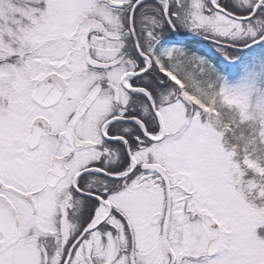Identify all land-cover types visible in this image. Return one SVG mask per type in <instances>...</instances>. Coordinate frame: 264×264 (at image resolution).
<instances>
[{
  "label": "snow or ice",
  "instance_id": "snow-or-ice-1",
  "mask_svg": "<svg viewBox=\"0 0 264 264\" xmlns=\"http://www.w3.org/2000/svg\"><path fill=\"white\" fill-rule=\"evenodd\" d=\"M0 264H264V0H0Z\"/></svg>",
  "mask_w": 264,
  "mask_h": 264
}]
</instances>
